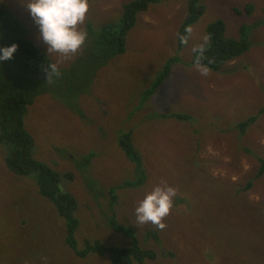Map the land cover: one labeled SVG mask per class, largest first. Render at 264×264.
I'll use <instances>...</instances> for the list:
<instances>
[{"label":"rangeland","instance_id":"obj_1","mask_svg":"<svg viewBox=\"0 0 264 264\" xmlns=\"http://www.w3.org/2000/svg\"><path fill=\"white\" fill-rule=\"evenodd\" d=\"M1 1L47 51L24 0ZM127 1L88 0L85 19L77 25L86 33L80 48L69 54L48 51L57 70L65 69L51 78L14 80L35 97L25 123L35 137L36 156L64 174L61 187L79 201L80 245L86 239L127 244L130 238L112 227L115 219L157 251L149 264H264V175L256 176L257 156L264 157V114L245 132L238 126L264 104V0H201L205 10L182 49L178 31L189 14L188 0L151 4L130 30L125 52L99 68L80 64L93 32L121 21ZM249 2L251 12L244 9ZM218 18L232 37L247 24L251 47L213 70L193 60L208 24ZM4 39L0 31V46ZM172 57L170 74L144 100ZM8 67V60L0 62V70ZM129 129L148 173L141 187L123 186L135 173L119 145ZM7 153L0 144V264H112L107 255L83 259L67 247L64 220L34 180L11 173ZM249 180L252 186L245 189ZM157 184L177 190L163 228L139 224L135 216L137 203Z\"/></svg>","mask_w":264,"mask_h":264},{"label":"trees","instance_id":"obj_2","mask_svg":"<svg viewBox=\"0 0 264 264\" xmlns=\"http://www.w3.org/2000/svg\"><path fill=\"white\" fill-rule=\"evenodd\" d=\"M162 1L166 0H129L125 2L121 21L108 23L98 33L93 32L85 46L84 54L79 58L80 64L92 62L99 68L115 55L125 52L128 34L136 25L140 13L148 10L151 4ZM253 7V3L249 2L244 9L251 12ZM204 10L205 5L201 0H188L189 14L178 31V45L181 49L186 46L191 34V27L200 19ZM262 22L260 20L258 23ZM247 26V24H243L240 27L239 37H232L226 33L227 26L223 19L218 18L210 22L206 28L207 38L196 47L194 63L213 70H220L226 62L246 53L251 47ZM0 31L5 34L3 45L13 42L18 45L12 58L8 59L9 70H0V144L4 145L8 152L6 155L8 169L15 176L34 180L35 189L57 212V217L64 220V242L79 258L85 259L92 254L102 257L107 255L112 264H149V260L157 258V251L154 248L145 247L133 227L119 223L115 219L112 222V227L115 231L130 238L127 244H111L105 243L101 239H86L84 244L80 245L78 237L80 219L76 213L79 201L75 194L61 187L64 174L54 165L36 156L35 137L27 129L25 123L28 107L34 103L35 97L27 94L14 82L19 75L51 78L56 72L65 68L57 70L53 57L27 36L22 21L10 9L9 4L1 0ZM175 62V57L168 60L156 81L144 92V100L148 99L159 87V84L166 79ZM263 114L264 104L257 113L240 121L238 126L245 132ZM175 116L187 118L189 115L176 113ZM119 145L135 164V173L124 181L123 186L141 187L146 183L148 173L142 153L134 143V129L124 131L120 135ZM93 155L94 153L90 152L85 157L86 164L91 162ZM257 157L259 168L256 176L259 177L264 175V157ZM67 175L71 176V174ZM252 183L253 181L249 180L245 189H249ZM114 191L116 188L109 189L113 203L117 201Z\"/></svg>","mask_w":264,"mask_h":264},{"label":"clouds","instance_id":"obj_3","mask_svg":"<svg viewBox=\"0 0 264 264\" xmlns=\"http://www.w3.org/2000/svg\"><path fill=\"white\" fill-rule=\"evenodd\" d=\"M29 15L39 28L40 39L49 50L62 54L76 52L83 44L86 33L77 25L85 19L88 0H24ZM17 43L0 46V62L11 59ZM176 188L170 185H154L135 207L139 224L151 223L163 228L176 196Z\"/></svg>","mask_w":264,"mask_h":264}]
</instances>
